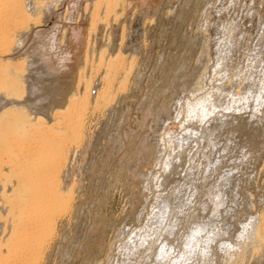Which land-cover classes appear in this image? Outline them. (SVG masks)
<instances>
[{
	"label": "rangeland",
	"instance_id": "374dc122",
	"mask_svg": "<svg viewBox=\"0 0 264 264\" xmlns=\"http://www.w3.org/2000/svg\"><path fill=\"white\" fill-rule=\"evenodd\" d=\"M76 1L78 3L80 1L83 5L86 2V0ZM119 1H121V3L119 2L120 8L117 10L119 18L113 20L112 17L110 22L109 31L113 39L112 53H116L121 47L126 55H128L127 53H129L128 56L135 55L136 65L127 80L126 71H123L124 74L121 72L120 79L118 78L115 83L114 92H121L120 87L123 82H127V85L126 89L114 101L108 105L107 103L102 105L103 107L101 106L99 109H93L92 105L90 110L88 109L85 115L83 142L78 147L76 145L72 147L64 172L65 187L73 186L75 189L72 212L60 221L57 236L51 247L48 248V252L44 257L33 262L38 261L35 264H115L114 262L122 257L118 254L121 253L119 245L124 242L125 236L132 231L143 229L145 223L150 219L153 207L158 204L157 200H160L158 197L167 196L169 191L175 190V187L182 183L185 179V171L189 166L190 156L195 153L197 145L200 144L199 149L202 152L195 157L199 172L196 170L192 176L193 178L195 176L193 182H197L196 186L199 187L197 195L192 197V201L197 198L200 204L198 205V201H196L197 206H195L198 207H195L196 212L194 210L192 212L190 209L189 212H185L187 208L185 205L182 206L187 215L185 216L183 212L179 216L180 222L182 223L184 219L185 222L182 223L184 225L181 228H178L181 230L177 236L180 237L179 235L186 232L190 233L196 222L206 224L207 221L209 224L206 225L207 235L205 236H208L209 232L212 233L210 229L216 225L222 232L218 233V237L212 242L208 255L206 257H202L201 253L195 255L191 263L264 264V240L258 238L255 229L253 230V227L250 226L253 220L257 221L264 215V42L262 40L264 28L261 30L262 33L259 32L262 36H258V40L263 43L256 41L259 34L258 26L264 27V0H238L237 7L223 10L221 14L215 12V18L212 19L211 11H215L212 8V0ZM70 2L71 0H63L60 3L59 13H56L60 14L59 17L48 16L45 17L47 19L45 23L28 25L30 32L26 46L21 52L15 51L14 53L20 54L29 48L33 41H36L35 34L40 29H44V31L51 29L53 24L58 25L56 23L59 19L66 27L69 19L60 17L65 14V9ZM221 2L226 7L229 5V0ZM251 2H253V7ZM253 11L257 12V14L254 12L257 18ZM245 12L249 14L247 15ZM80 13L81 15L77 18L79 12L75 8L73 13L75 19L72 21L79 23L85 31L80 52V56H83L80 57L82 61L89 22L85 12L80 11ZM218 14L220 15L219 20L222 19L218 24L220 26L222 24L223 29L219 27L221 33L218 31L220 34L214 33V35L218 34L222 44L221 48H225H223V52L220 51L223 55L220 57L221 65L213 63V61L215 62L213 58L215 52L212 51L211 54L209 45H207L210 28H212L210 23L214 22V19L219 16ZM245 15L251 17L246 18ZM208 19L211 20L210 23ZM236 22L241 25L236 27ZM256 22L257 24H254ZM223 23L228 26L225 28ZM242 25L247 26L246 34L243 31L242 34L240 32L244 28ZM64 26L58 25V29L53 32L60 35L65 29H62ZM253 27L254 29H252ZM229 28H232V31L229 32ZM124 29L125 38L122 41ZM58 30L60 31L57 32ZM68 32H70V27ZM254 34L256 38L253 37ZM238 35L240 36L238 37ZM228 37L232 38L231 43ZM242 40L245 41V44ZM253 41L261 45H256ZM227 43L229 44L224 45ZM258 47H263V49ZM65 52L66 48L60 51L56 48L54 56ZM241 55L245 57L243 58ZM81 61L79 62V71L82 67ZM92 73L95 74L94 71ZM251 73L253 74L251 75ZM98 78L99 76L94 82L92 90L94 94H96V89L101 86ZM121 80L123 81L121 82ZM217 83L221 84L227 93L229 90L234 94V97L238 100L241 99V102H238L240 104L237 105L236 102L231 105L232 107L234 105L233 108L237 111L232 108L226 111L225 115L227 114V117L230 115L228 118L220 112L218 115L208 111V117L206 116L201 121L196 118L197 116L191 115L200 112L201 105L198 104V107L192 106L193 113L189 112V116L187 114L188 104L193 103L196 100L194 98L197 97H201L200 100L203 99L206 103L209 102L211 94L218 86ZM200 87L204 89L201 90ZM248 95L251 96L248 97ZM256 96L262 98L261 104H257ZM243 97H247L249 100L243 99ZM185 100L188 103H184ZM203 100L200 104L204 102ZM178 101L179 106H176ZM243 101L246 103L245 105L242 104ZM247 103L249 104L247 105ZM58 107L55 106L53 110ZM181 109L183 110L180 111V115H176L177 111ZM49 110L48 113L45 110V113L52 118V109L50 112ZM214 114L218 119L214 117ZM219 117H222L223 120ZM185 133L192 137L188 138L190 139L187 140L188 142L184 141L183 145L179 146L177 140L181 137L180 135ZM197 139H199L198 144H196ZM160 159L162 162L165 159L171 160L167 169L163 164L161 166L158 164ZM220 183L223 187H219L223 188L224 192L222 189L220 192L218 190L217 184L220 185ZM213 184L218 188L215 192L220 193L218 199L215 192L214 197L210 196L216 189ZM189 192L191 198V191L188 190ZM207 192L210 193L209 196ZM183 193L186 194V192ZM183 193L182 195H184ZM223 194H225V201L219 204L218 212H216L213 210L216 207L215 203L222 202ZM179 197V199L182 198L181 202L185 200L184 196ZM185 197L188 198L187 195ZM209 197L211 201L208 199ZM212 201L214 204L211 203ZM181 202L179 204H182ZM193 204L192 206H194ZM202 205L204 209L201 207ZM177 207L175 208L178 211ZM190 212L195 214L191 215ZM213 212H216L217 216ZM182 217L184 219L181 221ZM182 224H179V227ZM120 231H125L124 233L127 234L119 235ZM174 243L177 245V241ZM115 254L119 255V258ZM146 258H138V262L150 264L151 259Z\"/></svg>",
	"mask_w": 264,
	"mask_h": 264
},
{
	"label": "bare ground",
	"instance_id": "6f19581e",
	"mask_svg": "<svg viewBox=\"0 0 264 264\" xmlns=\"http://www.w3.org/2000/svg\"><path fill=\"white\" fill-rule=\"evenodd\" d=\"M62 1L63 0H0V264H35L38 261L35 263L33 261L44 257L45 253L48 252V248L51 247L52 242L57 236L60 221L67 214H71L74 205L75 189L73 186L71 188L65 187L64 172L72 147L74 145L78 147L83 142V138L85 136L84 128L86 123L85 115L87 114L88 109L90 110L91 105L93 109H99L102 105H105L106 103L108 105L114 101L116 97L126 89L127 85V82H123L120 87L121 92H114L115 83L118 80L121 72L123 73V71H126L127 80L129 79V75L133 73L134 65H136L135 55L128 56L129 53L126 55V52H123L121 47L116 51V53H112L113 50L111 47L113 44V39L109 31L111 26L110 22L112 17L113 20H117L119 18V14L117 15V10L121 5V1L119 0H86L84 5L80 1L78 3L76 0H71L69 4L67 3L68 5L65 9V14H62L60 17L62 19H69L67 26L65 27L62 25L63 22H61L62 20L60 19L56 23L59 26H64L62 29L65 28L64 31L62 30L63 32L60 35L56 32H53L58 29V25L55 24H53V27L49 30L44 31V29H40L35 34L36 41L34 40L29 48L25 49L20 54L18 52L14 53L15 51L21 52L22 49L25 48L30 32L28 25H33L34 23H45L47 21L45 17L48 16H53V18L54 16L59 17L60 14L57 15L56 13L58 12V7ZM221 1L223 0L211 1V3H213L212 8L215 9V11H211L210 9L212 12L211 19L215 18V12L221 14L223 10H229L231 7H237L238 4V0H236L237 2H233L232 0L230 2L229 0V5L226 7ZM251 3L253 7V2ZM75 8L79 12L77 18L81 15L80 11H83L85 12L86 19H88L89 22L87 25L89 27L88 36L85 48H83L84 58L82 61L80 60V57L83 56H80V52L84 42L85 31L79 23L73 22L75 19L73 14ZM255 8L253 9L255 10ZM250 9L252 10V8ZM247 12H249L248 9ZM254 12L255 11H253V14H257V12ZM246 14L248 15L249 13ZM120 15L122 14L120 13ZM247 17L249 18L251 16ZM219 18L220 15L216 17L212 23H210L211 20L208 19L212 28H210V32L207 30L210 34L207 40L208 44L206 43L209 45V50L211 51L210 53L212 54V51L215 52L213 53L215 62L213 59L212 61L213 63L217 64H220V57H223L220 51L223 52L224 48H221L222 44L220 43L218 34L214 35V33H221V31H219V27H221L222 24L220 26L218 22H220L222 19L219 20ZM258 22H260V20H258ZM238 23H235L236 27L240 26L242 22L240 25ZM224 24L225 23H223V25ZM254 24H257V22ZM226 26L224 25L225 28ZM242 26L241 28H244L241 29L240 32L241 34L243 32L246 34L245 31L247 30V26ZM69 27L70 32H68ZM213 28L214 31H212ZM263 28L264 27L259 25L257 29L258 33L261 32ZM229 29V32L232 31V28ZM252 29H254V27ZM59 31L60 30L57 32ZM208 32L205 33L208 34ZM255 34L257 35V33ZM255 34L253 37L256 36ZM240 35H238V37ZM259 35L261 34L259 33L257 37ZM262 37L263 39H261L264 42V36ZM124 38L125 29L122 32V41H124ZM231 39H228L230 40V43L232 41ZM258 39L259 37L257 40H255L259 41ZM249 41H251V39H249ZM253 42L255 43V41ZM259 42L263 43L262 41ZM228 44L229 43L224 45ZM255 44L257 45L259 43ZM232 45L234 44L232 43ZM56 48H58L59 51L63 48H66V52L64 54L61 53L54 56V49ZM259 49H263V47ZM241 56L243 57V55ZM79 60L82 63L80 71ZM228 63L230 64V62ZM256 70L257 69H255V71ZM78 71L79 74L77 76ZM93 71L95 73L94 75L92 73ZM252 74L253 73H251V75ZM97 76H99L98 79L101 82V86L96 89V94H94L92 90L94 88V82L97 80ZM122 81L123 80H121V82ZM247 81L248 79L246 82ZM250 83L251 82L249 81V84ZM200 89L202 90L204 88L200 87ZM228 93L224 90L221 84H218V86L215 87L213 94H211L212 96L209 95V102L206 103L202 99L204 102L200 104L202 101L200 100L201 97L194 98V100H196L193 103L189 100L191 104H188L189 107L187 108V114L189 112L193 113L192 106L195 107L199 104L201 105V108L199 107L201 109L200 112L198 111L196 115H191H194V117L197 116L196 118H199L201 121H203L207 114H209L207 113L208 111L215 114L220 112L221 114L225 115V112L229 111L230 108L234 109V105L233 107L231 106L232 104L237 102L236 104L238 105L240 104L238 102H241V99L238 100L229 90ZM244 93L246 95V92ZM249 96L251 95H248V97ZM244 98L249 100L247 97H243V99ZM256 99L257 104H261L262 98L258 96ZM184 103L188 102L186 101ZM249 103H247V105ZM242 104L245 105L246 103L244 102ZM55 106L59 107L53 110ZM176 106H179V101L178 105ZM49 109H52V118H50V116L47 114ZM183 109L179 111L176 110V115H180V111ZM45 110L47 113H45ZM225 116L227 117V114ZM229 116L230 115H228V117ZM214 117L216 118L217 116L215 115ZM219 118L222 119V117ZM186 133L188 132L186 131ZM186 133L180 135L181 137L177 140L179 146L183 145L184 141L190 140L188 138L192 137L187 136L188 134ZM204 138L206 137L204 136ZM197 140L196 144L199 143V139ZM175 146L178 147L177 145ZM199 146L200 144L197 145L195 153L190 156L189 166L187 165L188 168L184 174L185 179L182 181V183L179 185L176 184L177 186L175 187V190L169 191L167 196L158 197L160 200L155 199V202L158 201V204L153 207L154 209L150 214V219H148V222L145 223V227L143 229L141 228L139 231L135 230V232L132 231L128 234L126 233L127 235L124 233L125 231H120L119 235L125 234L126 236L125 240L123 239L124 242L119 245V247H121V250H119L121 253L119 252L118 254L122 257L117 259V262H114L115 264H142L143 262H138V258L145 259L146 257L151 259L150 264H192L191 261L195 255H199L200 253L202 257H206L208 255L212 242L215 241L216 237H218V233L222 232L219 230L218 225L214 224L216 226L210 229L212 233L209 232L210 234L205 236L207 235L206 225L208 226V221V224L206 222V224H203L202 222H196L194 226H192L193 228L191 229L190 233L186 232L182 235H179L180 237L177 236L181 230L178 228H181L184 225L182 223L185 222L184 218L187 215L185 212H187L189 209L193 212V210L195 211L196 208H198L196 207V201H198L197 198L196 200L194 199L195 201H192V197L197 195L196 193L198 192L199 187L196 186L197 182H193L195 176L194 178L192 176L196 173V170L199 169L197 167L198 162H196L197 158H195L199 153L202 152V150L200 152ZM170 149L172 148L170 147ZM167 154L166 156H168ZM171 160L165 159V161L163 160L162 162L160 159L158 164L160 166L163 164V166L167 169L169 164H171ZM205 173L207 172L205 171ZM213 186L215 187L216 185L213 184ZM217 186L223 187L221 183L220 185L217 184ZM220 187L219 189L216 188L212 193L210 192V189V196L213 195L214 197V192L217 189L219 192L221 191L220 189L223 191V188ZM207 189L209 190L208 187ZM188 190L191 191V198L190 192L188 193ZM183 192H186V194ZM219 192H215V194L217 193V199L220 195ZM182 193L184 195H182ZM210 193L207 192V195L209 196ZM186 195L188 198L185 197ZM223 195L224 197H222L221 203H219L220 201L216 202V195V200L213 199L214 202H216V207L213 210L216 212H218L219 204H222L223 201H225V194ZM179 196H184L183 198L185 200L181 202L182 198L179 199ZM208 199L211 201L210 197ZM180 202L182 204H179ZM204 202L203 204L206 203ZM192 203H194V206H192ZM211 203H213V201ZM197 204L199 205L200 202L198 201ZM184 205L187 208L186 210L182 207ZM175 207H177L179 210L177 211ZM201 207H203V205ZM183 212L185 213V216H183L184 218L182 217L181 221L183 219L184 220L181 223L179 216ZM194 214L191 213V215ZM258 220H253L252 224L249 225L253 227V230L255 229V233L258 235V238L264 240V215H262ZM179 224L182 225L179 227ZM249 229L251 230V228ZM176 241L177 245L174 243ZM119 255L116 256L119 258ZM208 264L210 263L208 262Z\"/></svg>",
	"mask_w": 264,
	"mask_h": 264
}]
</instances>
